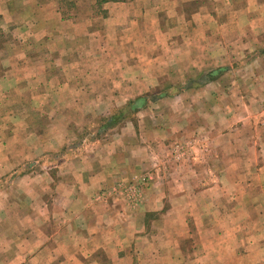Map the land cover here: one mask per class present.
Returning a JSON list of instances; mask_svg holds the SVG:
<instances>
[{"label":"crops","instance_id":"obj_1","mask_svg":"<svg viewBox=\"0 0 264 264\" xmlns=\"http://www.w3.org/2000/svg\"><path fill=\"white\" fill-rule=\"evenodd\" d=\"M158 1L164 2L166 6L159 7L156 3ZM189 1L192 0L103 1V8H107L106 19L112 22V26L100 32L118 35L107 38L104 45L108 46L104 48L136 51L119 57L120 68L117 70L119 72L111 79L115 87L109 94L99 93L94 86L98 77L90 70L87 74H82L80 70L75 72L73 67V74L68 78L72 83L71 87L66 88L63 84L62 88L58 86V89H52L49 87L52 79H49L50 75L47 73L52 62L43 55L36 62H33L32 58L20 60L16 57H0V96L4 95L10 81L18 82L16 75L22 76V80L26 78L32 83L31 86H35L37 82L35 80H39L42 87L41 90H32L30 96L27 94L28 97L35 99L36 103L33 100V105H23L25 115L18 116L17 109L21 108V105H12L7 113V122L9 120L12 122L8 126L11 136L16 131L20 132V137L23 138L22 144L27 151L25 159H36L40 156L42 169L36 172V177L47 182L46 192L50 194V199L42 202L40 208L57 223L54 235L44 233L40 237L33 234L6 236L9 242L23 240L24 264H44L43 258L46 255L55 256L58 259L56 264H239L233 261V258L236 259L234 253L239 251L236 247L240 246L242 239L238 235L226 237L222 229L223 220L219 218L202 217L198 223L204 228L200 236V245L194 243L185 247V239L191 236L188 234L189 221L186 222L179 214L180 209L176 203L168 201L177 189L170 184L165 186L163 175L166 171L163 170V164L167 159L157 156L155 146L161 147L165 136L170 133H172L170 137L183 135L191 150L202 149L199 156L193 153L186 156L190 171H193V165L200 164V177L219 178L225 175L218 170H210L212 167L204 165L205 161L216 160L218 163L216 167L222 168L224 157L228 154L225 148H231V152L233 148V154H240L237 147L242 142H248L252 147V142L256 146L264 140V135H261L264 133L263 112L261 113L263 117H259L250 105L246 107L239 105L237 108L234 106L235 103L231 104L232 109H227L230 102L228 104L226 100L230 99H225L228 91L223 89L226 68L212 69L214 66L211 59L215 56L222 60V63L227 62V57L223 59L228 49V44L222 39L223 34L259 35L256 36V41L246 43L240 41V46L246 47L250 44L253 49L264 47V0H253L256 6L245 11L241 9L225 11V19L242 15L248 17V25L242 26L225 25L224 18L218 19V13L203 4L207 0H200L199 6L192 11L185 10L183 5ZM208 1L228 3L235 0ZM20 7L22 5L15 8L10 0H0L2 23L9 25L16 23L22 17L17 13ZM44 12L47 13L30 11L24 14L26 17L24 32L31 36V41L25 42H29L26 44L28 47L37 49L35 41L42 40L44 35L49 34L48 27L38 23V19L44 17ZM57 13L61 19L60 12ZM169 20L176 21L174 23L176 26L169 29L166 24ZM211 20H214V23ZM169 32L182 36L179 40L169 41L166 36ZM197 33L201 34L202 38L192 36ZM109 44L112 46L109 47ZM180 50L183 52L190 50L192 53L185 54ZM146 51L150 53L146 55ZM74 58L76 62L73 66H81L80 56ZM96 58H91L90 64L88 62L89 67L98 65ZM184 58L193 60L181 66L180 61ZM55 63L63 69L69 66L67 62L59 59ZM165 64L173 65L177 69L175 72L185 71L180 74L184 77L182 81L171 84L174 96L182 97L183 93L184 105L177 103L180 101L178 98L176 106L155 108L146 104L134 107L132 112L136 114L135 121L131 119L121 121L118 129V123L110 126L104 136L111 130L115 132L106 138L95 140L93 143L95 149L88 150L85 154L79 152L81 151L79 142L68 143L70 137L65 136V131L67 134L75 128L79 131L83 115L107 116L117 107L112 100L100 101L97 98L104 96L116 101L119 94V97H128L130 87L153 78L152 66L161 71V66L164 67ZM248 64L251 65L252 62ZM22 66L27 67L31 73L24 75L18 73ZM144 67L148 68V76L144 74L146 71L143 70ZM263 68L264 65L250 74L248 79L241 77L234 80L250 84L241 87L242 90L246 87V92L238 90L234 93L237 97L233 102H237L238 105L244 99L251 100L245 93L248 94L250 89L262 80ZM156 78L159 80L160 76ZM178 82L184 84H177ZM232 88L239 89L237 85H233ZM16 94L14 98L20 101L24 94L19 96ZM208 97L213 98L212 103L208 102ZM38 102L42 103V106ZM164 111L169 113L167 117L170 121H166ZM153 112L159 116L150 117L149 114ZM42 113L46 116L45 119L42 118L43 125L40 126L41 132H38L36 125L38 122L31 114L43 117ZM74 135L73 133L72 137ZM3 141L6 148L0 149V175L11 168L12 164L25 160L23 153L17 149L19 146L17 141L0 138V146H3ZM70 144H73V147L70 148ZM64 145L70 149H66L68 152L64 150L69 154L58 153ZM52 162L53 164H50ZM51 166L54 169H51ZM140 172L141 175L148 177V182L141 184L142 190L136 196L137 201L128 202V206H125L127 208H114L116 200L110 202V199L105 198V202L96 199L97 195L110 189L118 181L128 185ZM10 185L25 189L26 193L34 188L30 173L23 175L19 180L14 179ZM39 188L43 193L45 186L40 185ZM217 188L218 184L216 186L212 183L207 184L199 193L208 194ZM178 190L188 191L189 188L180 187ZM28 196L32 197L30 194ZM0 206L8 218L12 217L11 210L17 213L21 209L14 201H0ZM201 209L207 211V208ZM31 215L30 210L28 218L31 219ZM204 215H208V212ZM24 222L32 224L29 219H24ZM210 226H217L216 232L208 234ZM51 242L56 245L54 251L49 250ZM247 244L249 248L254 247L255 240L250 239ZM16 252L19 253L20 250ZM129 254H136L137 260L129 263ZM244 256L248 258L247 264H251L250 258L254 257L252 253L248 252Z\"/></svg>","mask_w":264,"mask_h":264},{"label":"rangeland","instance_id":"obj_2","mask_svg":"<svg viewBox=\"0 0 264 264\" xmlns=\"http://www.w3.org/2000/svg\"><path fill=\"white\" fill-rule=\"evenodd\" d=\"M199 1L200 0H192L186 2L184 3L183 8H185V10L192 11L199 6ZM10 2H12V5L15 8L22 5V7L17 10L18 12L16 11L17 13H20L22 17L17 20L16 23L11 25L6 23L3 24L2 19L0 18L1 58L16 57L20 60L32 58L31 60L36 62L43 55V57L49 59L48 61L52 62L47 70V73L50 75L49 79H52L49 84L50 88L58 89V86L59 88H62L63 84L66 88L71 87L72 83L68 81V78H71L73 74L72 69L75 67V72L80 70L79 72H82V74H87L90 70L98 77L97 81L94 82V86L102 95L113 92L115 83L112 82L111 79L119 72L117 71L120 68L118 66L120 64L119 57L126 55V53L128 54L136 51L131 49L121 51L120 49H105L106 46H108L104 45L105 40L107 38L109 39V37H118V35L114 33L106 34L100 32V30L108 29L109 26H112V22L106 19L107 8H103V1L10 0ZM156 3L159 7L166 6V4L161 1ZM203 4L207 8L216 11V13H218L217 18L221 19L224 18L225 11L227 10L241 9L242 11H245L248 10L249 7L254 6L256 3H254L253 0H235L228 3L212 2L207 0V2ZM57 8V11L60 12V16L62 17L61 19L58 18V13L56 11ZM30 11H35V13H40L41 11L47 12L43 13L44 17L42 19H38V23L48 27L49 34L44 35L42 40L38 39L35 41L37 49L26 46V44L31 41V36L27 35V32H24L26 19L24 14L25 12ZM211 22L214 23V20H211ZM174 23H176L174 20L166 22L169 29L176 26ZM224 24L227 26L248 25V17L242 15L241 17L224 18ZM167 34L168 35L166 36L169 38V41L179 40L182 36L180 34H172L171 32ZM187 36L188 35H184V37ZM192 36L202 38V35L198 33ZM256 36L259 37V35L248 33L223 34L222 39H224L228 44V49H226V53L223 57V59L227 57V62L222 63L223 61L218 60L215 56H212L211 59L212 66H214L212 69H217L219 67L226 68L223 77V89L228 91L225 95V99H230L229 101L226 100L228 104L230 102V107L227 109H232L231 104L234 105V103V106L237 108L239 105H242L243 107L250 105L257 116L263 117L261 114L263 112L261 101L264 98V75L261 76L262 80H260L254 88L250 89L248 94L245 93L246 97L251 98L250 101L244 99L238 103V105L237 102H233V99L235 100V97H237L234 93L238 90H242L241 87L250 84V82H234V80L237 78L240 79L241 77L243 79L244 77L248 79V76H251L250 74L255 73L257 69H260V67H263L264 65V47L253 49L250 44H247L246 47L240 46V41L241 43L250 42L251 40L256 41ZM26 41L29 42L25 43ZM112 45H114V42H112ZM112 45L109 44V47ZM189 46L192 48L191 44H189ZM181 52L185 54L186 52L192 53L190 50H184V52ZM149 53V51H146L145 54L147 55ZM220 53L219 55H221ZM74 56H80V62H82L81 66H73L76 62V58H74ZM92 57H97L96 64L98 65L89 67L88 62L90 64ZM58 59L60 61L67 62L69 66H66L64 67L65 69H63V67L55 63ZM162 60L164 61V59ZM192 60V58L182 59V61H180L181 66H185ZM251 62L252 64L249 65L248 63ZM28 67L31 68V66ZM161 68L162 70L159 71L152 66L151 77L153 78H151V80L146 79L144 83L130 87L128 97H119V94L116 98L117 102L113 98L108 99L104 96L97 98L100 101L112 100L117 107L114 108L112 114L107 116L104 114L92 116L83 115V123L80 124L81 128H79V131H76V128L74 131L71 130L70 134H67V131H65V136L70 137L68 139V143L72 141H75V143L79 142V145H81V151L79 152L85 154L88 150L90 151L91 149H95L93 146L95 140H101L102 138H106L115 132V130H111L107 136H104L110 126H115L118 123V129L121 121H125L127 119L135 121L136 114L132 112L134 107L146 104L148 107L155 108H159V106H176L177 103L184 105L185 101L183 93L182 97H179L176 94V96H174V89L171 84H175L176 81H182L181 79L184 77L180 74H183L185 71L175 72L177 69H175V67L171 64H165V66H161ZM143 70H146L144 74L148 76V68L144 67ZM17 72L20 74L23 73V75L24 73H31L28 68L24 66H22V69H19ZM159 76L160 79L158 80L156 77ZM15 77L18 79V82L10 81L8 88L6 87V91L4 90V95L0 96V138H11L12 140L17 141L19 143L17 149L19 152L23 153L22 156L25 159L27 151L22 144L23 138L20 137L21 133L16 131H14L13 136H11V130L8 126H10L9 123L12 122L10 120L7 122V113L12 108V105H21V108L17 109L18 116L20 117L25 115V106L23 105H33L35 102V99L28 97L27 94L30 96V92L32 90H41L42 87L39 80H35L37 81L35 82V86H31L32 83L27 81L26 78L22 80V76L20 75H16ZM177 84H184V82H178ZM233 85H237L239 89H233ZM242 91L243 93L246 92V87H244ZM15 93H17L16 95L18 96L20 94H24L20 101L14 98ZM178 98H180V101L175 103ZM208 102L212 103L213 98L208 97ZM38 104L42 106V103L38 102ZM228 104H225V106ZM151 113L149 114L150 117H152L151 115L159 116V114H155L154 112L153 114ZM168 115L169 113L164 111L166 121H170V118L167 117ZM31 116L37 120L38 123L36 125L38 126V132H41L40 126L43 125V119H45L46 115L42 113L43 117H40L39 114H31ZM28 117L31 120L30 115H28ZM52 117H54V115H52ZM110 122H112V124L107 127L106 125ZM73 133L75 134L74 137H72ZM261 135H264V133ZM170 136H172V133L166 135L162 146L160 147L159 145H156L155 149L157 150L156 154L158 157L165 160L167 159L164 161L165 164H163V170L164 172L166 171L163 175L165 186L170 184L174 187V189H177V192H174L172 195L173 197L168 201L176 203V206L180 209L178 211L179 214L186 219V222L189 221L188 234L191 236L185 239V247L194 243H198V245H200V236L201 233L204 232V228H202L201 224L198 223L202 217L209 216L211 218H219L223 220L222 229L226 237L238 235L242 239L240 246L236 247L239 251L234 253L236 259L234 260L232 257L233 261L239 262V264H247L248 258L245 257L244 254L251 252L254 256L253 258H250L251 264H264V140L260 141V144H257L256 146L252 142V147L248 142H242V144L237 147L240 154H233V148L232 152L231 148H225L228 154L225 155L224 161L222 162L224 167L217 168L216 166L218 163L216 160L204 162V165L213 168L210 170H218L225 176L219 178H203L199 176L201 173L200 164L193 165L194 169L193 171H190L187 164L188 161L186 160V156L188 157L191 155L190 153L198 155L202 152V149L199 150L197 148L198 150H191L188 147V142L184 140L185 137H183V135L178 137ZM2 144L3 146H0V149L6 148L4 145L5 141H3ZM70 145V148L73 147V144ZM64 146L58 150V153L64 152L63 155L69 154L66 153L68 152L66 149H70H68L66 145ZM237 148H234V150L236 151ZM39 159L40 156L36 159L28 158L19 163L12 164L11 168L5 170L0 175V201H14L21 207L17 213L16 211L11 210L10 215H12V217L8 218L5 211L0 206L2 214L0 215V264H24L23 240L9 242L6 238L7 235L14 234L24 236L33 234V236L40 237L44 233L54 235L57 230V223L55 220L49 217L48 214L40 208V206H42V202H46L50 199V194L46 192V189L48 188L47 182H44L42 179L36 177V172H39L42 169L41 160ZM50 164H53V162ZM51 169H54V167L51 166ZM29 173L30 180L34 185V188L29 190L28 193L25 192V189L23 190L18 186L16 187L15 185H10L14 179L19 180V178L23 175ZM140 175L141 172L136 174V177H139ZM211 183L214 186L218 184V188L213 192H208V194L199 193L202 187ZM40 185L45 186L43 193L39 188ZM180 187H188L189 190H178ZM108 190L109 189H106L100 193L101 200L105 202L107 199H110V202L116 200V207L114 208H127L125 206H128V202L137 201L136 196L131 197V195H129L128 198L126 195H120L119 193L110 195L108 194ZM28 194L32 195V197H29ZM29 206H32V208H29ZM202 207L207 208V211H203L201 209ZM30 210L32 212L31 219L28 218V212H30ZM42 212H44V214H42ZM206 212H208V215H204ZM24 219L31 220L32 224H26ZM196 219L198 222H195ZM210 227L211 230L208 234L216 232L215 228H217V226ZM229 239L230 238H228L227 241H229ZM250 239L255 240V246L251 248H249L247 244ZM55 249V243L51 242L49 250L54 251ZM15 250H20V252L17 253ZM185 252H187V250ZM135 256L136 254H129V263L133 260H137L135 259ZM57 261L58 259L55 256L47 257L46 255L45 258H43L44 264H56Z\"/></svg>","mask_w":264,"mask_h":264},{"label":"built area","instance_id":"obj_3","mask_svg":"<svg viewBox=\"0 0 264 264\" xmlns=\"http://www.w3.org/2000/svg\"><path fill=\"white\" fill-rule=\"evenodd\" d=\"M262 105V111L264 114V98L261 101ZM148 177L144 175H140L139 177L134 176L133 180L130 181V183L127 185L123 183L122 181L116 182L109 190L108 194H116L119 193L120 195H126L129 198V195L137 196L140 193L141 190V184L147 183ZM109 195V196H110ZM96 199H101V194L96 196Z\"/></svg>","mask_w":264,"mask_h":264},{"label":"trees","instance_id":"obj_4","mask_svg":"<svg viewBox=\"0 0 264 264\" xmlns=\"http://www.w3.org/2000/svg\"><path fill=\"white\" fill-rule=\"evenodd\" d=\"M101 1H107V0H101ZM112 124V122H110L108 125H106L107 127L110 126Z\"/></svg>","mask_w":264,"mask_h":264}]
</instances>
